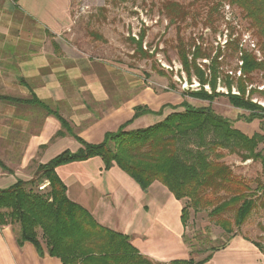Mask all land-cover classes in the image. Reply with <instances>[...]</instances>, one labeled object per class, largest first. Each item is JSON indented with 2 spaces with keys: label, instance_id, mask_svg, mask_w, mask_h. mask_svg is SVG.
<instances>
[{
  "label": "trees",
  "instance_id": "obj_1",
  "mask_svg": "<svg viewBox=\"0 0 264 264\" xmlns=\"http://www.w3.org/2000/svg\"><path fill=\"white\" fill-rule=\"evenodd\" d=\"M221 1L241 9L253 29L256 42L253 48L248 49L241 47L236 39L229 38L226 41L225 48H232L240 63L237 67L239 75L232 76L219 69L220 50L210 57L199 46L187 45L178 37L177 55L187 81L191 84L194 77L199 84L197 89L184 91L183 96L209 103L218 97H225L232 107L248 112L243 120L249 123L258 119L263 123L264 107L254 102L252 96H264V87L257 89L250 85L255 72L260 73L264 83V0ZM172 4L169 2L167 6L175 5ZM132 40L137 50L145 54L141 47L142 36ZM200 58L210 59L209 63H198ZM219 80L226 92L217 90ZM19 82L25 83L23 78ZM233 87L235 92L232 91ZM0 100L53 115L61 125L56 136L68 134L81 144L75 152L66 150L47 163L39 164L29 180L18 179L12 185L0 189V226L17 225L19 244L30 242L41 255L43 242L48 254L59 258L61 264H165L152 262L139 254L127 235L100 225L89 211L71 201L67 197L65 184L55 171L62 164L98 156L105 169L117 165L143 190L157 181L175 199H187L189 207L195 210L210 209L209 214L217 226L228 234L224 244L211 248L210 253L198 262L189 259L174 260L167 264L205 263L212 252L236 235L233 226L240 227L255 207L248 184L224 162L209 159L201 148L207 146L214 151L230 145V152L239 153L242 160H259L264 178V151L257 150L258 145L264 142V133L254 132L248 136L234 128L227 118L214 112L210 105L194 106L182 100L178 105L170 106L172 111L161 120L143 128L126 130V126L137 117L153 113L146 106L137 105L133 117L127 123L114 132L106 133L100 143L93 144L77 136L67 120L33 93L30 98L0 95ZM164 107L158 112L159 115H162ZM208 134L213 135L214 140L207 139ZM192 138L199 142V148H183V142L188 143ZM0 166L7 169L1 161ZM45 181L48 182L45 190H35ZM259 205L264 209V199L260 200ZM187 210V205L181 210V222L185 227ZM230 211L233 212V222L224 216Z\"/></svg>",
  "mask_w": 264,
  "mask_h": 264
},
{
  "label": "crops",
  "instance_id": "obj_2",
  "mask_svg": "<svg viewBox=\"0 0 264 264\" xmlns=\"http://www.w3.org/2000/svg\"><path fill=\"white\" fill-rule=\"evenodd\" d=\"M16 16H23L50 33L56 41L53 42L55 49L63 52V57L55 58L54 52L39 51L34 37L28 40V52L19 51L21 35ZM69 19V0H0V84L3 88L6 85L5 74L17 79L12 87L15 93L0 95L30 98L35 94L67 120L77 136L93 144L127 123L137 105L146 106L153 113L137 117L126 130L153 124L166 115V107L175 106L135 105L126 101L109 105L97 114L91 105H107L109 89L100 81L86 79L89 68L85 60L73 56L67 47L62 49L54 38L55 32L67 26ZM20 78L25 83H20ZM0 104L8 107V112L4 107L0 110V161L7 168L0 166V189L18 179L29 180L39 164L47 163L63 151L75 152L81 147L71 135L56 136L61 125L53 115L1 100ZM20 107L38 114L36 131H32L31 123H34V114H16L14 109ZM147 115L155 117L148 119ZM55 171L71 201L89 211L100 225L127 235L139 254L165 264L174 260L199 261L185 242L186 227L181 222L183 200L175 199L161 183L155 181L143 190L117 165L105 169L98 156L59 165ZM41 184L44 187L40 191L48 186L47 181ZM18 232L17 225L0 226V264H61L59 258L48 254L43 242L41 255L30 242L19 244ZM203 264H264V246L236 234Z\"/></svg>",
  "mask_w": 264,
  "mask_h": 264
},
{
  "label": "rangeland",
  "instance_id": "obj_3",
  "mask_svg": "<svg viewBox=\"0 0 264 264\" xmlns=\"http://www.w3.org/2000/svg\"><path fill=\"white\" fill-rule=\"evenodd\" d=\"M169 2L175 5L167 6ZM69 16L68 25L60 32H55L54 38L62 49L67 47L73 56L85 60L89 68L86 79L100 81L109 89L110 101L107 105L90 104L97 114H101L109 105L126 101L135 105L158 106L177 105L185 100L194 106L210 105L214 112L227 118L234 128L248 136L254 132L264 133V122L258 119L246 122L243 116H247L248 112L232 107L225 97H218L209 103L183 96L184 91L197 89L199 84L194 77L191 84L187 81L177 55L178 37L187 45L199 46L210 57L220 50L219 69L232 76L239 75L237 54L232 48H225V43L229 38L236 39L241 47L249 49L253 48L256 37L238 7L221 0H69ZM15 19L20 24L19 51L28 52V40L34 37L39 43V51L54 52L55 58L63 57L64 53L55 49L53 42L56 41L50 33L23 16H16ZM140 36L145 54L137 50L132 40ZM9 48H5V51L8 52ZM209 60L200 58L197 62L208 64ZM5 75L6 85L3 88L0 84V93H15L12 87H15L17 79ZM250 86L257 89L264 87L260 73H253ZM205 88L208 90L207 86ZM217 90L226 92L220 80ZM232 91L235 92L234 87ZM252 100L264 107V96L254 94ZM1 107L8 112L7 106L0 104V110ZM164 111L167 114L172 110L166 107ZM14 112L25 116L34 114L32 131L38 129V114L35 111L29 113V110L20 107L14 109ZM154 117L146 116L148 119ZM213 137L211 134L206 135L211 141ZM198 144L196 138H192L188 143L184 141L182 147L196 150ZM230 147L213 151L204 146L201 150L209 159H219L228 165L250 187L249 194L255 207L240 227L233 226V231L264 246V209L259 205L260 200L264 199V178L260 161L242 160L239 153L230 152ZM257 150L264 151V142L258 145ZM7 158L3 156L4 161ZM39 185L35 190H39ZM183 204L188 206L185 242L191 254L200 260L211 248L224 244L228 234L217 226L209 214L210 209L195 210L189 207L187 199H183ZM224 216L233 222L232 211Z\"/></svg>",
  "mask_w": 264,
  "mask_h": 264
},
{
  "label": "built area",
  "instance_id": "obj_4",
  "mask_svg": "<svg viewBox=\"0 0 264 264\" xmlns=\"http://www.w3.org/2000/svg\"><path fill=\"white\" fill-rule=\"evenodd\" d=\"M43 187H44V186H42V185H39V187H38V188H39V190H41Z\"/></svg>",
  "mask_w": 264,
  "mask_h": 264
}]
</instances>
